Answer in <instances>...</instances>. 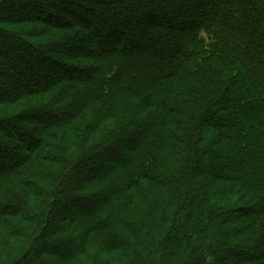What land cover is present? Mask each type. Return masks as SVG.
I'll return each mask as SVG.
<instances>
[{
	"label": "trees",
	"instance_id": "16d2710c",
	"mask_svg": "<svg viewBox=\"0 0 264 264\" xmlns=\"http://www.w3.org/2000/svg\"><path fill=\"white\" fill-rule=\"evenodd\" d=\"M0 264H264V0H0Z\"/></svg>",
	"mask_w": 264,
	"mask_h": 264
}]
</instances>
